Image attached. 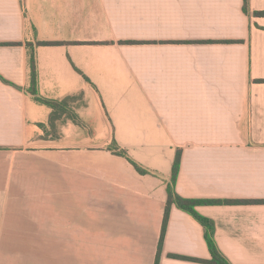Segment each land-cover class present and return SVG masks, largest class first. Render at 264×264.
<instances>
[{
  "label": "crops",
  "instance_id": "obj_1",
  "mask_svg": "<svg viewBox=\"0 0 264 264\" xmlns=\"http://www.w3.org/2000/svg\"><path fill=\"white\" fill-rule=\"evenodd\" d=\"M243 3L0 0V264H154L178 149L175 192L250 200L196 210L231 264H264V0ZM37 41L62 107L26 92ZM170 254L210 258L174 204L158 264H206Z\"/></svg>",
  "mask_w": 264,
  "mask_h": 264
},
{
  "label": "trees",
  "instance_id": "obj_2",
  "mask_svg": "<svg viewBox=\"0 0 264 264\" xmlns=\"http://www.w3.org/2000/svg\"><path fill=\"white\" fill-rule=\"evenodd\" d=\"M243 10L244 12H248L247 8V0H244L243 3ZM254 15H260L264 16V10L262 11H254ZM44 42H26L27 46V55H28V86L26 87V92L34 95L39 101L53 107V108H59L62 107L63 103L42 98L37 95V67H36V54H35V46L39 44H43ZM0 78L5 82L6 80L3 79L1 76ZM107 149L112 151L115 154L125 156L128 161L134 166V168L141 174L148 173V171L144 168H142L138 163H136L134 160H132L130 157H128L125 150L119 148L117 143L114 139H112V142L107 146ZM180 152L181 150L178 149L174 158V162L172 165L171 170V176L170 181L167 184V199H166V205L164 208V214L162 219V225L161 230L159 234V240H158V246H157V254L154 260V264H158L159 262V256L162 249V243L163 238L166 230L169 210L172 204H174L177 208L189 213L196 221H198L201 226L203 227L204 231V239L206 241V245L208 248V251L210 253L209 259H202V258H195V257H189L185 255H176V254H170L171 257L180 258V259H187V260H194L206 264H231L224 255L220 252L218 249L215 239H214V226L209 218L206 216H203L200 214L196 207L198 205H209V204H228V203H240V202H250V200H227V199H200V198H184L180 195H178L175 192L174 184L176 180V176L179 169V162H180Z\"/></svg>",
  "mask_w": 264,
  "mask_h": 264
},
{
  "label": "rangeland",
  "instance_id": "obj_3",
  "mask_svg": "<svg viewBox=\"0 0 264 264\" xmlns=\"http://www.w3.org/2000/svg\"><path fill=\"white\" fill-rule=\"evenodd\" d=\"M112 142V139H110V140H108V142L106 143V145H109L110 143ZM36 158V159H35ZM29 162L31 161H33V162H36L37 161V157H34V158H30V160H28Z\"/></svg>",
  "mask_w": 264,
  "mask_h": 264
}]
</instances>
